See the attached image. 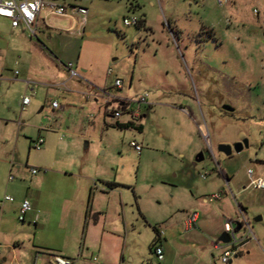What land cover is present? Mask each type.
Returning a JSON list of instances; mask_svg holds the SVG:
<instances>
[{
	"label": "rangeland",
	"instance_id": "374dc122",
	"mask_svg": "<svg viewBox=\"0 0 264 264\" xmlns=\"http://www.w3.org/2000/svg\"><path fill=\"white\" fill-rule=\"evenodd\" d=\"M49 1L86 8L83 33L79 23L61 32L72 21L49 16L59 30L48 40L0 19V200L32 204L24 221L14 203L0 210V264H51L57 255L75 264H221L233 248L212 250L200 222L237 221L240 207L252 234L236 237L252 241L230 264H264L253 229L264 226V193L246 187L249 171L264 180V0ZM130 16L136 26L123 25ZM68 63L80 78L57 88ZM145 93L138 124L122 129L106 115L114 97L133 108ZM39 137L43 145L29 148ZM242 140L240 152L218 151ZM87 176L96 187L87 189ZM211 194L213 203L196 202ZM187 211L199 214L197 237L165 244L158 261L154 228Z\"/></svg>",
	"mask_w": 264,
	"mask_h": 264
},
{
	"label": "built area",
	"instance_id": "2783aa9c",
	"mask_svg": "<svg viewBox=\"0 0 264 264\" xmlns=\"http://www.w3.org/2000/svg\"><path fill=\"white\" fill-rule=\"evenodd\" d=\"M221 4V1H219ZM41 12H45L47 16H55V17H62V18H70L75 19L76 17L79 18V28L78 32L83 33V29L86 23V16L88 11L86 8L73 6V5H66L62 3H57L49 0H0V17L8 19L10 21V25L13 28L18 26H22L29 34L33 35L37 32V28L35 26L36 21L39 18ZM77 23V24H78ZM124 26H136L138 20L134 16H130L129 18H124L122 21ZM77 24L70 27L67 31H73L77 28ZM67 73H68V80H72L74 78H80V74L78 71L75 70L73 64L68 63L64 65ZM17 74V72H15ZM108 75H111L110 69L107 71ZM60 87L65 86V84L59 85ZM113 86L116 88H120L121 81L117 78L113 81ZM29 91L33 93V88L30 87ZM108 98V97H107ZM30 102V98L26 95L21 98V105L24 109ZM147 94L140 95L136 100L132 101L134 103L133 108H127L124 110L119 109V107H112L108 109V106L105 107V113L109 116L113 121H117L123 113L127 115L129 121L132 123H136L141 118V107L145 106L147 103ZM50 107L52 109H56L58 107L55 101L50 103ZM42 144V139H38L33 143V148L38 149ZM130 146L134 148V150L139 153L141 151L140 145L135 142H130ZM31 174L35 175L37 170L35 168H30ZM249 183L248 186L254 189L264 190V180L261 178L253 179L251 172L249 171ZM8 180H13V176L9 175ZM217 199V195L211 194L206 197L205 202H213ZM7 202H13V198L9 195H5L0 200V208ZM31 210V203L24 199L19 207L17 212V217L19 221H24L26 218L27 213ZM198 218V212L190 211L185 220L182 223V231L185 233L192 228H195L196 222ZM237 221H231L229 219H225L223 222V232L228 236V243L233 248L225 249L221 253L220 261L222 263H227L228 259L234 254H236L237 247L239 244L243 243L245 238L238 239L236 237V224L238 222L240 225V229H243L250 232L249 224L246 222L243 212L240 210L239 215L236 219ZM157 236L154 240L152 245V251L155 254L157 260L161 261L163 259V250L160 247L159 239L163 235V231L157 230ZM220 243V242H218ZM218 243H214L213 248L219 249L220 245ZM222 244V243H220ZM226 244V245H227ZM51 264H73V260L63 257V256H53Z\"/></svg>",
	"mask_w": 264,
	"mask_h": 264
},
{
	"label": "crops",
	"instance_id": "0c3cea01",
	"mask_svg": "<svg viewBox=\"0 0 264 264\" xmlns=\"http://www.w3.org/2000/svg\"><path fill=\"white\" fill-rule=\"evenodd\" d=\"M49 16H47L46 15V13L45 12H41L40 13V15H39V18H38V20L36 21V24H35V26H36V28H37V31H40L42 34H45L46 35V38L48 39V40H50L51 38H52V36H51V34H50V32L52 31V30H59L57 27L56 28H54L53 27V25H51V24H47L46 22H47V18H48ZM58 18H62V17H58ZM0 19H4V20H8V19H5V18H2V17H0ZM64 19V18H63ZM65 19H70V18H65ZM72 22L70 23V25L67 27V28H64V29H61L60 31L61 32H66L70 27H72V26H74L75 24H77L78 23V20L79 19H70ZM9 21V20H8ZM18 27H20L21 29H22V31H26L22 26H18ZM18 27H16V28H18ZM43 27H45V29H47L46 31H44L43 30ZM13 28V27H12ZM13 29H15V28H13ZM15 72H17V71H15ZM15 72H14V74H15ZM18 75V72H17V74H15V76L13 77V79L14 78H16V76ZM70 80H65V81H62L61 83H59V84H56V85H54L55 87H57V88H66L67 87V85L70 83L69 82ZM30 83L31 82H29V81H26V87H27V90H28V92H29V94L30 95H33V94H35V89H34V87L33 86H30ZM62 84H65V86H63V87H60L59 85H62ZM32 87L33 88V93H31L30 91H29V88L30 87ZM0 90H1V88H0ZM89 92H95L94 91V88L92 87V88H90L89 90H88ZM94 100L96 101V95H94ZM107 97H109V96H107ZM113 101L115 102V107H119V109H121V110H124V109H127V108H132L131 106H127L126 105V102H127V100L126 99H124V98H118V97H114L113 98ZM30 103V102H29ZM106 106H108V103H106L105 104V107ZM21 108H22V105H21ZM26 108V107H25ZM24 108V109H25ZM105 109V108H104ZM22 110H23V108H22ZM123 115L124 114H122V116L120 117V118H122L123 117ZM125 116H126V114H125ZM142 117V116H141ZM119 118V119H120ZM119 119L117 120V121H115L116 123H117V125H118V127H120V128H122V129H126V128H128L130 125H132V124H138L140 121H141V118H140V120L139 121H137L136 123H132V122H130L129 121V118L126 116V118L125 119H123L121 122H119ZM123 125L125 126H127V127H123ZM46 129V131H48V130H50V131H57V128L55 127V126H49V127H46L45 128ZM63 138V135L60 137V139H62ZM38 139H42L41 137H39ZM38 139H36V140H38ZM36 140H34V141H31V144L29 145V148H33V143L36 141ZM43 143H44V140L42 139V144H41V146L43 145ZM40 146V147H41ZM39 147V148H40ZM38 148V149H39ZM35 149V148H34ZM37 174V173H36ZM35 174V175H36ZM12 176V175H11ZM83 176V175H82ZM204 178V177H203ZM227 178V177H226ZM86 179H87V189L89 188V186L91 185V180H90V178L87 176L86 177ZM13 180H14V177H13ZM13 180H11V181H13ZM226 180V182L228 181V179H225ZM9 181V180H8ZM249 183V182H248ZM96 183H95V181L93 180L92 181V187H96V185H95ZM106 184H108V183H106ZM92 187H90V188H92ZM246 187L247 188H251V187H249L248 186V184L246 185ZM89 188V189H90ZM257 191H260V192H263L264 193V190H259V189H256ZM91 191V190H90ZM107 193V192H106ZM205 199H206V196H201V197H199L197 200H196V202L197 203H199V204H201V205H207V204H209V203H213V202H205ZM24 200V199H23ZM22 200V201H23ZM217 200V199H216ZM22 201H20V200H17V199H14V201L13 202H7V203H14L15 205H16V208H18L19 207V205H20V203L22 202ZM6 204V203H5ZM32 205V204H31ZM195 205H196V203H195ZM4 206V205H3ZM2 206V207H3ZM2 207L0 208V210L2 209ZM93 207V205L91 204V203H88L87 204V210H91V208ZM240 210L242 211V212H245L246 213V209L244 208V207H240ZM190 211H187V212H185V217L184 218H182L180 221H173V222H171V221H168V222H166V224L163 226V225H161V226H159V228H156L157 230L159 229V230H161V231H163V235L160 237V239H159V245H160V247L162 248V250L164 249V245L165 244H167V243H169V242H171V241H173V242H175L176 241V239L177 238H179L184 232L182 231V223H183V221L185 220V218H186V216H187V214L189 213ZM86 213H84V215H85ZM237 219V218H236ZM261 218H259V220H260ZM98 220V219H97ZM171 220V219H170ZM199 221V214H198V218H197V222ZM98 222V221H97ZM197 222H196V225H197ZM200 226L204 229V231H205V233H206V235L208 236V238L210 239V241H211V246H212V250H218V249H214L213 248V245H214V243H218V238H219V236L223 233V222H221V220L220 219H216V217H215V219H211V220H209V221H207V220H201V222H200ZM253 229H255V232H256V235H257V237H258V239H256L255 237H254V241H256L257 242V245L259 244V247L261 248V250H262V252H263V254H264V248H263V245H264V226H259L258 228H256V227H254ZM194 230H195V228H192L191 230H189V231H187V232H185V233H187V234H189V238H196L197 237V235H196V233L194 232ZM241 230V229H240ZM245 232V231H244ZM155 234H156V232H155ZM251 234H252V232H251ZM255 233H253V235H254ZM245 236V235H244ZM244 236H239V238L238 239H243L244 238ZM154 238H155V236L153 237V239H152V241L154 240ZM152 241H151V243H152ZM251 239L250 238H247V239H245L244 240V242L243 243H241V244H239L238 245V250H237V252H241V251H243V249L247 252V253H249V251H248V244L249 243H251ZM260 241L263 243V245H260ZM151 243H150V245H151ZM195 241H192V246L193 247H195L196 245H195ZM226 245V244H225ZM253 247V246H252ZM149 248H150V246H149ZM221 248V247H220ZM219 248V249H220ZM150 250L152 251V248H150ZM225 250V249H224ZM153 252V251H152ZM163 252H164V250H163ZM211 255H212V253H211ZM237 255V253L234 255V256H236ZM64 257V256H63ZM220 257H221V255H220ZM67 258V257H66ZM164 260V257H163V259L161 260V261H163ZM159 261V260H158ZM219 262L221 263V264H230L231 263V261L228 259V261H227V263H222L220 260H219ZM73 264H75L74 263V260H73ZM206 264H214V262L212 261V260H208V262L206 263Z\"/></svg>",
	"mask_w": 264,
	"mask_h": 264
},
{
	"label": "water",
	"instance_id": "95a60500",
	"mask_svg": "<svg viewBox=\"0 0 264 264\" xmlns=\"http://www.w3.org/2000/svg\"><path fill=\"white\" fill-rule=\"evenodd\" d=\"M221 109L225 112L231 113L233 112V108L228 106V105H222ZM247 146V141L246 140H242L239 142H236L232 145L230 144H220L218 146V151L223 153L224 155H231L232 151L234 152H240L244 147ZM202 160V155L199 154L195 160V162H198ZM236 224V231L240 230V225L238 224V222H235ZM218 242L222 243V244H227L228 243V236L226 233H222L219 238H218Z\"/></svg>",
	"mask_w": 264,
	"mask_h": 264
},
{
	"label": "trees",
	"instance_id": "16d2710c",
	"mask_svg": "<svg viewBox=\"0 0 264 264\" xmlns=\"http://www.w3.org/2000/svg\"><path fill=\"white\" fill-rule=\"evenodd\" d=\"M116 125H117V123H116ZM123 127H127L126 125L124 126L123 125ZM109 184V186L110 187H113L115 184H113V183H108ZM154 231L156 232V234H155V238H154V240L156 239V236H157V231H156V228H154ZM154 240L152 241V243H151V245H150V248H152V245H153V243H154Z\"/></svg>",
	"mask_w": 264,
	"mask_h": 264
},
{
	"label": "flooded vegetation",
	"instance_id": "af4514ba",
	"mask_svg": "<svg viewBox=\"0 0 264 264\" xmlns=\"http://www.w3.org/2000/svg\"><path fill=\"white\" fill-rule=\"evenodd\" d=\"M223 112H225V111H223ZM228 113V112H227Z\"/></svg>",
	"mask_w": 264,
	"mask_h": 264
}]
</instances>
